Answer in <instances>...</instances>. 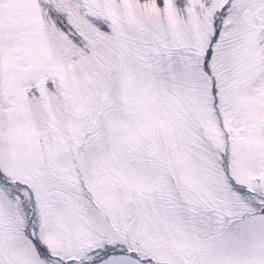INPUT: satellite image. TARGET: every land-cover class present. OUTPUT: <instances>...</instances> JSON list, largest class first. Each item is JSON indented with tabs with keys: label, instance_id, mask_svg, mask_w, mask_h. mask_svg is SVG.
I'll list each match as a JSON object with an SVG mask.
<instances>
[{
	"label": "snow or ice",
	"instance_id": "1",
	"mask_svg": "<svg viewBox=\"0 0 264 264\" xmlns=\"http://www.w3.org/2000/svg\"><path fill=\"white\" fill-rule=\"evenodd\" d=\"M0 264H264V0H0Z\"/></svg>",
	"mask_w": 264,
	"mask_h": 264
}]
</instances>
